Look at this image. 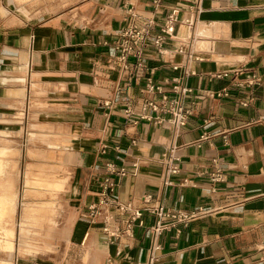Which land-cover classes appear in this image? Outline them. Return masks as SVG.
Wrapping results in <instances>:
<instances>
[{
  "label": "crops",
  "instance_id": "crops-1",
  "mask_svg": "<svg viewBox=\"0 0 264 264\" xmlns=\"http://www.w3.org/2000/svg\"><path fill=\"white\" fill-rule=\"evenodd\" d=\"M21 1L0 0V132L9 129L2 120L23 116L16 111L21 104L27 111L33 99L45 105L33 112L44 120L30 124L34 137L65 138L73 173L65 192L64 257L76 264L145 262L157 219L148 208L159 200L193 216L160 235L154 264H264V0H201L198 12L195 0H163L159 12L151 0ZM172 8L178 10L172 39L161 50L140 48L141 62L129 57L123 68L112 44L130 11L139 14L138 24L152 20L157 32ZM177 77L190 89L178 94L190 115L174 128L143 103L161 98L147 92L148 78L171 97ZM169 145L177 148L179 171L163 187L161 158ZM108 162L126 172L113 175L117 200L132 202L142 214L132 235L116 239L101 232L100 218L83 216L97 201ZM215 169L221 181L210 180ZM55 172L48 179L58 181ZM11 193L15 231L17 194ZM146 193L149 202L142 199ZM21 205L33 208L26 197ZM40 207L34 212L44 213ZM47 222L43 218V228ZM28 243L26 237L20 253L31 252ZM14 251L15 244L0 251L3 261L13 264Z\"/></svg>",
  "mask_w": 264,
  "mask_h": 264
},
{
  "label": "built area",
  "instance_id": "built-area-1",
  "mask_svg": "<svg viewBox=\"0 0 264 264\" xmlns=\"http://www.w3.org/2000/svg\"><path fill=\"white\" fill-rule=\"evenodd\" d=\"M195 0L196 12L200 11L199 2ZM155 12H159L163 8V0H151ZM178 10L172 8L166 15L164 22L159 26L157 32H152V20H145L142 24H138L137 18L139 14L130 11V22L127 26L120 29L114 36L113 47L116 50V60L123 68L127 65L129 57H135L138 63L141 62V50L147 45H153L159 50L162 44L167 39H172L174 34V25L177 21ZM193 18L188 20L192 23ZM180 51V50H179ZM174 69L176 67H173ZM171 91L174 96H169L163 92L162 87L153 82L151 78L147 79V92L157 93L161 98L156 101L146 100L143 103V110L150 108L157 111L164 116H167V121L174 127L184 126L190 115L189 108L183 103L179 95L186 94L190 89L185 84V79L180 77L173 79ZM108 102H105L107 105ZM126 114L129 113L127 109ZM146 117V116H144ZM162 119V118H161ZM158 118L157 120H161ZM176 147L169 145L161 158V184L163 187L172 184V176L179 171L178 157L176 156ZM136 168V164H134ZM125 168H116L112 163L108 162L105 165V174L98 184L97 201L88 206L87 212L83 214L84 217L91 221L100 218L101 232L109 239L119 238L122 234L132 235L135 223L141 217V211L132 206V202H119L115 195L116 183L113 181V175L124 176ZM212 182L222 180L220 170L215 169L209 175ZM184 182H182L183 184ZM152 195L150 193L144 194L143 201L149 202ZM114 210V212L112 211ZM148 212L156 216L155 223L150 227L151 241L147 249V259L145 262L136 264H154L157 260V252L161 249L159 237L164 231L170 230L177 223H185L193 215L186 214L180 210L166 209L162 201L157 200L155 204L148 208ZM203 212V211H202ZM166 220V221H164ZM113 222V224H112ZM142 224V221L139 220ZM115 224V225H114Z\"/></svg>",
  "mask_w": 264,
  "mask_h": 264
},
{
  "label": "rangeland",
  "instance_id": "rangeland-1",
  "mask_svg": "<svg viewBox=\"0 0 264 264\" xmlns=\"http://www.w3.org/2000/svg\"><path fill=\"white\" fill-rule=\"evenodd\" d=\"M31 1L36 0H29V2ZM16 2L24 4L21 0H16ZM44 109L45 105L39 104L37 101L30 99L27 111H25V104H21L20 109L16 111L24 113L23 116L11 114L10 116L5 117L10 120H2V122L7 123L6 127L9 129L1 130L0 147L7 146L14 150V153L9 154L8 156L6 155L7 157L4 156V160L7 162V164L5 167V174L0 178V192H2L3 189L9 187L11 191L16 192L17 194V206L14 218L16 223V238L14 240L15 251L11 261L13 264H76L77 260H74V257H71V260L68 258V256L66 258L64 257L68 245L67 231L63 228L65 218L64 210L67 206L65 192L69 189L70 180L72 178L73 171L70 166L72 157H70V159H66L65 157L66 151L68 150L62 148L63 146L67 145L63 142L62 139L65 138H62V136L58 137L55 135V133H47L46 138L49 141H45L42 140L40 136L34 137L32 134L35 130H33V126L30 124L44 121L42 117L37 115L34 116L33 112H43ZM25 112L28 113L25 114ZM16 116H18L20 119L15 118ZM2 131L5 132L2 133ZM52 131L59 130L53 129ZM66 137H74V135H68ZM42 151H45L44 153L47 151H52L53 157L39 154ZM34 163H37V167L35 168L36 170H34L35 174L37 173V176L34 175V181L37 183L44 182V187L41 189V191H36L33 189L28 192L30 189L27 185V182L30 179L27 178L30 176V173L32 174L34 165H36ZM54 171L56 172L52 173V175H55L57 179L63 181V185L60 189V193L64 194L62 197L60 195H56L55 191H51L57 180L48 179V173ZM50 191L51 195L45 194V192L48 193ZM25 197L27 198L28 205L32 207L42 205L43 207L45 206V208L49 207L47 210H55L53 215L45 220V222L49 221L48 219L51 220L49 221V228L42 227L43 220H38L36 222L28 221L27 224L24 222L23 208L26 205L23 206L21 204ZM60 198H62L61 200L63 202L61 209L59 202ZM27 230V237L29 241L28 244L32 247V249L31 252L22 254L20 253L23 252L21 245L24 244V240L26 239L25 231ZM44 240L50 243V249L41 248ZM69 254L71 255L72 253ZM5 255L6 254L3 252H0V259L6 260L7 257ZM82 262L86 263L87 260H82Z\"/></svg>",
  "mask_w": 264,
  "mask_h": 264
},
{
  "label": "bare ground",
  "instance_id": "bare-ground-1",
  "mask_svg": "<svg viewBox=\"0 0 264 264\" xmlns=\"http://www.w3.org/2000/svg\"><path fill=\"white\" fill-rule=\"evenodd\" d=\"M11 153L12 152L10 151V148L9 149L8 148H0V177H3V175L5 174V167L7 164V162L4 160V156L7 157ZM36 167H37V164L34 165V169L32 171L31 178L27 182V185L30 189L28 192H30L33 189L36 191H38V190L41 191V189L44 187V182H40V180H39L40 183H37L36 181H34V179H35L34 175L37 174V173L35 174V172H34V170H36L35 169ZM38 176H40V175H38ZM62 185H63L62 180L56 181V184L52 187L53 189L51 191H55V193L61 191L60 189H61ZM49 187H50V185H49ZM25 188H27V187H25ZM9 189H10L9 187L4 189L5 191L2 193V195H0V221L1 220L3 221V226L1 228V234H0V251H3V252H8V251L13 250L14 240L16 238L15 231H14V220H13V215H14V211H15L16 195H15V193L12 194L11 191H9ZM51 191L48 193L50 194ZM28 194H30V193H28ZM31 194H33V193H31ZM40 208H45V206L40 207ZM47 208H49V207H47ZM47 208H45V210H44L45 214H44L42 212L43 209L40 210L41 213H37V212H34V210H35L34 207L31 208V207L25 206L23 208L24 221L25 222H28V221L36 222L38 220H43V218L46 220L47 217L48 216L50 217L51 215H53V212L55 211L52 209L47 210ZM49 221H51V220L49 219ZM25 234L27 237L28 231H26ZM8 263L9 262H7V261H3V260L0 261V264H8Z\"/></svg>",
  "mask_w": 264,
  "mask_h": 264
}]
</instances>
